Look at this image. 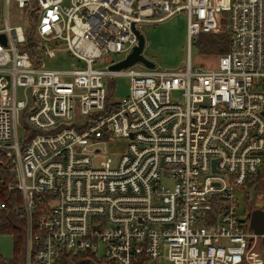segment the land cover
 <instances>
[{
  "label": "built area",
  "instance_id": "obj_1",
  "mask_svg": "<svg viewBox=\"0 0 264 264\" xmlns=\"http://www.w3.org/2000/svg\"><path fill=\"white\" fill-rule=\"evenodd\" d=\"M16 1L37 11L42 53L37 65L23 24L0 26V212L18 190L25 264L63 253L96 264H264L251 220L264 207L238 212V193L264 167V0ZM181 10L189 50L201 33L229 35L217 67L189 56L183 69L112 68L139 44L140 24ZM64 50L83 65L43 67ZM111 53L126 56L98 64ZM120 75L129 94L112 102ZM113 137L127 139L125 152L107 155Z\"/></svg>",
  "mask_w": 264,
  "mask_h": 264
},
{
  "label": "rangeland",
  "instance_id": "obj_2",
  "mask_svg": "<svg viewBox=\"0 0 264 264\" xmlns=\"http://www.w3.org/2000/svg\"><path fill=\"white\" fill-rule=\"evenodd\" d=\"M35 1H32V6ZM6 22L11 24L21 23L27 28L32 25L30 9L26 7L22 9L18 7L16 0H11L6 3L5 0H0V26ZM140 30L145 36V47L143 54L146 58L152 60L155 66L164 70H176L186 67L189 56L191 57L194 67L212 68L217 67V56H209L199 53L193 41V46L189 50L188 34H187V14L185 10L178 11L173 16L164 21L157 23H142L139 25ZM125 54L111 53L99 61L98 64L108 65L109 60H120ZM83 62L76 57H73L67 50L58 52L55 57L43 58V67L50 69H74L82 66ZM137 68L145 67L142 62H137L134 65ZM130 79L127 76L120 75L115 78V86L108 89L110 101L114 102L123 99L129 94ZM24 89H18V96L24 97ZM24 132L19 130V136L23 139ZM127 139L125 137H113L102 145L106 150L107 155H117V153L127 150ZM264 170V167H263ZM240 198V208L238 212L241 216H245V200L243 192L238 193ZM258 206L264 207L262 198L259 199ZM14 252V238L10 234L0 233V254L5 258H11ZM162 264H172L167 258H164Z\"/></svg>",
  "mask_w": 264,
  "mask_h": 264
},
{
  "label": "trees",
  "instance_id": "obj_3",
  "mask_svg": "<svg viewBox=\"0 0 264 264\" xmlns=\"http://www.w3.org/2000/svg\"><path fill=\"white\" fill-rule=\"evenodd\" d=\"M32 18L31 27L27 28V42L24 49L27 50L35 63L38 65L42 58L41 44L35 35V28L38 20V13L35 8L30 9ZM195 46L199 53L218 56L229 50L230 38L227 33H201L195 40ZM115 86L114 81L109 82V88ZM109 94V92H108ZM110 96V94H109ZM245 206L247 208L258 207L262 198L264 204V170L251 176L247 183L242 187ZM8 207L0 212V233L10 234L14 238V252L10 258L11 264H25V246H26V220L13 210L15 204H19L20 192L13 191ZM260 206V205H259ZM57 264H96L90 259L87 253L71 255L63 253L59 257Z\"/></svg>",
  "mask_w": 264,
  "mask_h": 264
},
{
  "label": "water",
  "instance_id": "obj_4",
  "mask_svg": "<svg viewBox=\"0 0 264 264\" xmlns=\"http://www.w3.org/2000/svg\"><path fill=\"white\" fill-rule=\"evenodd\" d=\"M137 32L139 35V44L135 46L134 50L128 55L126 59L113 65L112 68L122 69L128 66H131L137 62H142L149 68L155 67V63L152 60L146 58L143 54V50H144L145 42H146L144 34L140 32L139 30H137ZM0 37L3 40H5L4 34L0 35ZM251 216H252L251 218L252 226L254 227L255 231L257 233H263L264 232V209H260V208L254 209L251 213Z\"/></svg>",
  "mask_w": 264,
  "mask_h": 264
}]
</instances>
